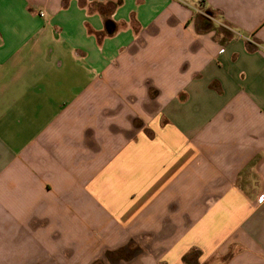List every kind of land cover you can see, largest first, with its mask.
Masks as SVG:
<instances>
[{
  "label": "crops",
  "instance_id": "crops-1",
  "mask_svg": "<svg viewBox=\"0 0 264 264\" xmlns=\"http://www.w3.org/2000/svg\"><path fill=\"white\" fill-rule=\"evenodd\" d=\"M128 245L264 264V0H0V264Z\"/></svg>",
  "mask_w": 264,
  "mask_h": 264
},
{
  "label": "trees",
  "instance_id": "trees-1",
  "mask_svg": "<svg viewBox=\"0 0 264 264\" xmlns=\"http://www.w3.org/2000/svg\"><path fill=\"white\" fill-rule=\"evenodd\" d=\"M134 249H135V247H134ZM134 249L132 246L128 245L124 249H122L121 251H114V252L107 251L104 254L102 260L98 259V261H95V264H104V263L119 264L120 262H122L124 260L123 256H125V255L131 256L133 254L131 252V250H134ZM136 250H137V248H136Z\"/></svg>",
  "mask_w": 264,
  "mask_h": 264
},
{
  "label": "built area",
  "instance_id": "built-area-1",
  "mask_svg": "<svg viewBox=\"0 0 264 264\" xmlns=\"http://www.w3.org/2000/svg\"><path fill=\"white\" fill-rule=\"evenodd\" d=\"M204 14L206 15V13H204ZM224 26L228 28V26H227V25H224Z\"/></svg>",
  "mask_w": 264,
  "mask_h": 264
}]
</instances>
